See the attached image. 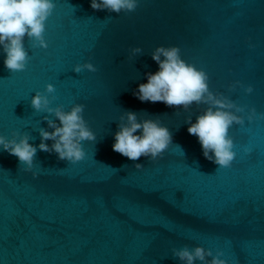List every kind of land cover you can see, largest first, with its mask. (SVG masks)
Returning <instances> with one entry per match:
<instances>
[{"label": "water", "instance_id": "95a60500", "mask_svg": "<svg viewBox=\"0 0 264 264\" xmlns=\"http://www.w3.org/2000/svg\"><path fill=\"white\" fill-rule=\"evenodd\" d=\"M53 2L48 47L24 39L25 70L7 69L0 46V135L29 133L38 146V129H53L31 99L52 84L50 107L84 104L96 140L82 141L86 156L76 164L37 149L36 177L0 147V264H182L172 249L185 245L219 249L228 264H264V120L240 114L244 125L229 129L236 156L221 168L188 133L187 118L194 123L206 105L184 111L133 94L158 70L151 52L178 46L207 72L211 91L264 113V0H138L127 14L93 10L90 0ZM134 47L143 51L129 59ZM86 62L97 71H73ZM237 80L253 92H229ZM126 111L168 128L162 158L132 161L113 151Z\"/></svg>", "mask_w": 264, "mask_h": 264}, {"label": "clouds", "instance_id": "9594fccd", "mask_svg": "<svg viewBox=\"0 0 264 264\" xmlns=\"http://www.w3.org/2000/svg\"><path fill=\"white\" fill-rule=\"evenodd\" d=\"M90 7L93 10L106 9L110 13L127 14L137 9L138 0H90ZM54 8L53 0H0V46L6 54L4 65L7 69L12 72L25 70L30 59L24 46L25 37L32 42L33 48L48 47L44 38L45 22ZM249 46L254 47L251 44ZM142 51L140 47L132 48L129 59ZM151 58L158 65V70L146 73L147 82L139 84L138 90L133 94L142 102H163L169 107H182L184 111H188L193 103L206 105L194 123L190 116L187 118L188 133L197 137L203 156L207 160L221 168L231 167L236 153L233 151L234 142L229 135V129L233 124L243 126L245 115L249 122L264 120V113H257L254 107L239 105L223 93L211 91L207 72L182 59L178 46H157L151 52ZM85 69L90 72L97 71L90 62L75 65L73 71L80 73ZM237 87L243 88L246 94L253 92L251 85L245 87L238 80L228 85V91L233 92ZM54 92V86L47 84L45 93L37 91L31 99V107L35 111L49 114L43 119L47 121L48 128L53 129H38L41 138L38 146L29 143V140L34 139L29 133L13 131L11 139L0 135V147L10 155L18 157L20 165L25 166L22 171L31 172L33 177L38 175L33 171L37 149L50 154L54 152L58 159L76 164L86 156L82 141L96 140L95 134L83 117L85 105L74 104L69 111H65L63 105L50 107L55 97L50 99L47 94ZM49 116L56 119H50ZM48 140L53 141L51 146L45 143ZM114 141L113 151L132 161L141 156L155 161L163 157L172 143V136L159 119L138 121L135 112L126 111L120 117ZM243 151L250 153L252 149L244 147ZM134 166L136 169L143 168L139 163ZM172 255L182 264H196V261L200 264H228L221 258L224 256L223 251L217 249L213 255L211 249L202 246L191 249L187 245L179 249L173 248Z\"/></svg>", "mask_w": 264, "mask_h": 264}]
</instances>
